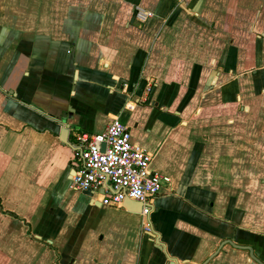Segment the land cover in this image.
Instances as JSON below:
<instances>
[{
    "label": "crops",
    "instance_id": "obj_1",
    "mask_svg": "<svg viewBox=\"0 0 264 264\" xmlns=\"http://www.w3.org/2000/svg\"><path fill=\"white\" fill-rule=\"evenodd\" d=\"M116 118L172 180L148 218L70 188ZM167 255L264 264V0H0V264Z\"/></svg>",
    "mask_w": 264,
    "mask_h": 264
},
{
    "label": "built area",
    "instance_id": "obj_2",
    "mask_svg": "<svg viewBox=\"0 0 264 264\" xmlns=\"http://www.w3.org/2000/svg\"><path fill=\"white\" fill-rule=\"evenodd\" d=\"M153 16L138 8L136 19L146 24ZM76 147L81 167L70 188L100 194L103 206H122L129 198L143 204L142 215L148 218L155 198L172 184L171 178L152 172L153 154L134 143L130 128L120 118L101 134H81ZM145 231H150L149 226Z\"/></svg>",
    "mask_w": 264,
    "mask_h": 264
},
{
    "label": "water",
    "instance_id": "obj_3",
    "mask_svg": "<svg viewBox=\"0 0 264 264\" xmlns=\"http://www.w3.org/2000/svg\"><path fill=\"white\" fill-rule=\"evenodd\" d=\"M10 94H13V92H11ZM157 106V103L155 104ZM67 118H68V114L65 113L62 117V120L60 121V124L62 126V131H61V141L64 143V144H68L70 145L69 143V135H70V126L66 124V121H67ZM103 148L105 149V145L103 146ZM123 206L129 211V212H132V213H136V214H142L143 212V204L140 203V202H135V201H132L131 199L129 198H126L124 203H123ZM146 234L148 236H150L154 241H155V246L161 250V251H164L165 253H167L166 251V247L165 245L161 242L160 240V237L158 235V233L154 230V227H151L150 231H147ZM226 244H231L233 246H235V244L231 241H227V242H223L222 245L220 246L219 250L217 251L216 254H218L221 249L226 245ZM237 248H241L240 246H235ZM244 249H249L250 252H251V256L254 260H257L259 263H261L257 256L253 253V250L251 248H246V247H242ZM215 254V255H216ZM168 259H169V264H179L178 260L176 259H173V258H170L168 255H167ZM214 256H212L211 258H209V260H207L204 264H208L210 262V260L213 258ZM183 264H191L190 262H183Z\"/></svg>",
    "mask_w": 264,
    "mask_h": 264
}]
</instances>
